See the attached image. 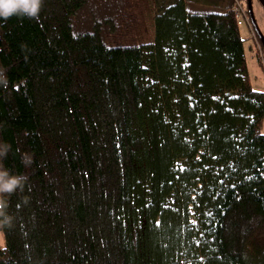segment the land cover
Wrapping results in <instances>:
<instances>
[{
	"label": "trees",
	"instance_id": "obj_1",
	"mask_svg": "<svg viewBox=\"0 0 264 264\" xmlns=\"http://www.w3.org/2000/svg\"><path fill=\"white\" fill-rule=\"evenodd\" d=\"M135 1L0 18L3 163L28 177L0 264H264V92L234 0H169L151 40Z\"/></svg>",
	"mask_w": 264,
	"mask_h": 264
},
{
	"label": "clouds",
	"instance_id": "obj_2",
	"mask_svg": "<svg viewBox=\"0 0 264 264\" xmlns=\"http://www.w3.org/2000/svg\"><path fill=\"white\" fill-rule=\"evenodd\" d=\"M43 7V0H0V18L9 19L13 16L36 19ZM7 70L0 68V87H8ZM11 151V145L4 142L0 143V237L3 236L5 229L14 226V216L8 212L9 199L17 192H23L28 177L24 174H14L9 168L5 167L3 161ZM21 162L27 167L33 161L28 155L21 158ZM27 202V200L25 201Z\"/></svg>",
	"mask_w": 264,
	"mask_h": 264
},
{
	"label": "rangeland",
	"instance_id": "obj_3",
	"mask_svg": "<svg viewBox=\"0 0 264 264\" xmlns=\"http://www.w3.org/2000/svg\"><path fill=\"white\" fill-rule=\"evenodd\" d=\"M169 0H136V6H137V10L136 13L139 15L140 17V24L138 26L139 28V33L140 36L143 40H151L152 39V17L153 14L156 11L157 6L161 5V4H166ZM204 4L207 5H212V4H216V5H221L223 4L226 0H198ZM234 5L235 6H241L242 10L238 8V13L240 19L239 22V30H240V34L243 36V38H245L244 40V49H245V55L248 61V65L251 66L252 63V51L248 48L249 47V40H251L253 42V45L256 46L255 40L253 39V37L251 36V32H250V27L252 29V26L249 27V25L247 24L244 15L246 14V17L248 19V23H249V15L247 12V6H246V2L242 1V0H234ZM252 10L257 22V25L264 37V8L260 5V3L257 0H252ZM243 13V14H242ZM101 14V12H97L96 13V21H101V17H99V15ZM93 19H85L83 20V23L79 25V27H75V31H84V30H90L92 25L94 24ZM104 33V31H103ZM259 41V40H258ZM259 44L260 41H259ZM262 46V45H261ZM263 47V46H262ZM255 50V47H254ZM261 68V66H260ZM262 72H263V78L261 83L264 84V71L261 68ZM261 132L264 133V120L261 126ZM0 244H2V238L0 237Z\"/></svg>",
	"mask_w": 264,
	"mask_h": 264
},
{
	"label": "crops",
	"instance_id": "obj_4",
	"mask_svg": "<svg viewBox=\"0 0 264 264\" xmlns=\"http://www.w3.org/2000/svg\"><path fill=\"white\" fill-rule=\"evenodd\" d=\"M249 41L250 42H249L248 48L252 51L251 52L252 53V63H251V66L248 65L249 75L251 78V84L255 90L264 92V84L261 83L262 78H263V72L260 68V65L255 55V50H254L255 46L253 45V42L251 40Z\"/></svg>",
	"mask_w": 264,
	"mask_h": 264
},
{
	"label": "built area",
	"instance_id": "obj_5",
	"mask_svg": "<svg viewBox=\"0 0 264 264\" xmlns=\"http://www.w3.org/2000/svg\"><path fill=\"white\" fill-rule=\"evenodd\" d=\"M238 8L241 9V10H242V8H241V6H235V11H236V15H237L238 23H239L240 19L242 17L241 18L239 17L240 13H238ZM243 15H244V18H245L247 24L250 27L251 24H250V21L248 23V19L246 17V14H243ZM250 32H251V36L253 37V39L255 40V43H256L255 54L257 56L258 63L261 66V68L263 69V71H264V48L261 46V44H259V41H258L259 39H258L257 35L255 34L254 30L251 29V27H250Z\"/></svg>",
	"mask_w": 264,
	"mask_h": 264
},
{
	"label": "water",
	"instance_id": "obj_6",
	"mask_svg": "<svg viewBox=\"0 0 264 264\" xmlns=\"http://www.w3.org/2000/svg\"><path fill=\"white\" fill-rule=\"evenodd\" d=\"M260 5L264 8V0H257ZM246 6H247V12L249 15V20H250V24L253 27V30L255 32V34L257 35L258 39L262 42L263 46H264V37L257 25L253 10H252V0H246Z\"/></svg>",
	"mask_w": 264,
	"mask_h": 264
},
{
	"label": "bare ground",
	"instance_id": "obj_7",
	"mask_svg": "<svg viewBox=\"0 0 264 264\" xmlns=\"http://www.w3.org/2000/svg\"><path fill=\"white\" fill-rule=\"evenodd\" d=\"M253 29V28H252Z\"/></svg>",
	"mask_w": 264,
	"mask_h": 264
}]
</instances>
